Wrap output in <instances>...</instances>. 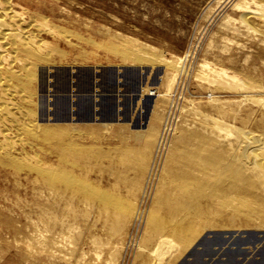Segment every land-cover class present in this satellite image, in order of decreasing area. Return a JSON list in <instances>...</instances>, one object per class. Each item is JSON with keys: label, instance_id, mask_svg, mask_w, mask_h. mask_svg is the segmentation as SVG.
I'll list each match as a JSON object with an SVG mask.
<instances>
[{"label": "rangeland", "instance_id": "rangeland-1", "mask_svg": "<svg viewBox=\"0 0 264 264\" xmlns=\"http://www.w3.org/2000/svg\"><path fill=\"white\" fill-rule=\"evenodd\" d=\"M58 6L66 11L56 23L84 37L72 41L85 61L61 60L48 49V61L35 67L34 117L24 119L36 137L18 138L34 143L28 148L34 158L47 155L46 148L58 157L56 147L66 148L70 177L94 193L71 189V206L46 202L57 219L50 229L33 219L32 188L21 187L15 210L4 208L11 222L0 220V264H264V207L254 193L244 202L235 192L214 193L206 222L194 220L184 246L172 237L155 252L144 244L146 219L166 215L160 200L176 197L183 174L202 178L211 170L199 135L217 131L213 118L258 130V112L246 97L264 98V25L250 20L251 32L242 16L245 6L264 8V0H59ZM105 43L142 62L109 52ZM223 69L229 79L214 86ZM248 84L259 91L245 90ZM180 136L185 146L177 144ZM5 180L0 210L14 196V182ZM140 206L145 217L125 228L117 211Z\"/></svg>", "mask_w": 264, "mask_h": 264}, {"label": "bare ground", "instance_id": "bare-ground-1", "mask_svg": "<svg viewBox=\"0 0 264 264\" xmlns=\"http://www.w3.org/2000/svg\"><path fill=\"white\" fill-rule=\"evenodd\" d=\"M58 5L59 0H0V186H3L2 182L7 178L14 182V196L4 200L6 205L1 207L3 209L0 210V220L8 224L12 219L5 209L15 210L14 204L20 199L17 193L21 187L27 190L32 188L35 205L32 211L33 219L37 225L39 222H46L50 229L56 225L57 219L52 210L44 209L46 202L50 206L54 200H58L66 203V206H71L68 202L70 200L66 199V194L71 189L73 193L83 194L84 197L94 193L93 190L87 191L77 187V183L70 177L66 148L56 147L58 157L46 148L47 155L34 158L29 153V149L35 148L34 143L21 142L18 138V135H28L32 139L36 137L35 126H27L24 119L34 117L31 95L34 89L35 67L38 62L48 61V49L51 47L56 51L61 60L73 55L75 62L85 61L84 54L77 50L72 41L74 37L83 39L81 33L56 23L60 20L59 15L66 11V8ZM244 8L242 20L248 30L255 31L249 26L250 20L264 25L263 7ZM57 38L61 41H57ZM104 45L109 52L119 54L123 59L142 62L140 57L120 51L115 44ZM210 70L214 72L213 68ZM219 76L222 78L220 81L211 79L214 86L222 85L224 77L229 79L224 69L220 70ZM245 88L249 91H259L256 85L248 84ZM152 94L155 93H150ZM246 100L258 112V130L253 132L231 125L229 128L222 121L213 118L217 131L199 135L202 143L208 147L204 156L211 170L206 167L202 178L188 173L189 171L183 174V184L176 197L169 194L166 199L160 200V208L165 210L166 215L156 219L151 212L146 219L144 244H153L154 252L167 246L170 237L178 240L183 246L187 244L194 220L202 224L206 222L215 203L214 193L223 197L235 192L243 195V202L247 196L250 197L254 193L256 202L264 207V98L246 97ZM163 143L162 141L161 145ZM177 144L185 146V137L180 136ZM42 145L49 146L44 143ZM177 161L182 165L189 163L180 157ZM145 197L143 196V200ZM130 211H117V219L125 228L145 217L142 206L134 212L133 208ZM73 213L74 210L71 211V214ZM179 217L182 218L181 221ZM11 231L13 232V228Z\"/></svg>", "mask_w": 264, "mask_h": 264}]
</instances>
